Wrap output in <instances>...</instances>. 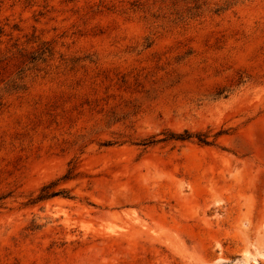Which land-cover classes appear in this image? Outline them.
<instances>
[{
	"label": "rangeland",
	"instance_id": "1",
	"mask_svg": "<svg viewBox=\"0 0 264 264\" xmlns=\"http://www.w3.org/2000/svg\"><path fill=\"white\" fill-rule=\"evenodd\" d=\"M0 264H264V0H0Z\"/></svg>",
	"mask_w": 264,
	"mask_h": 264
}]
</instances>
